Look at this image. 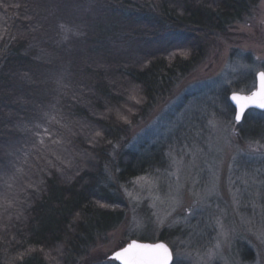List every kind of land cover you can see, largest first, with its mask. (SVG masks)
Masks as SVG:
<instances>
[{
  "label": "trees",
  "instance_id": "trees-1",
  "mask_svg": "<svg viewBox=\"0 0 264 264\" xmlns=\"http://www.w3.org/2000/svg\"><path fill=\"white\" fill-rule=\"evenodd\" d=\"M44 1L57 0H0V190L10 176L27 182L0 206V264L73 262L123 222L104 184L111 148L256 0H91L95 19L67 25L59 46L41 42L58 23L44 12L64 18L69 0L57 12ZM249 124L247 137L264 132V120ZM150 166L125 151L117 180Z\"/></svg>",
  "mask_w": 264,
  "mask_h": 264
},
{
  "label": "rangeland",
  "instance_id": "rangeland-1",
  "mask_svg": "<svg viewBox=\"0 0 264 264\" xmlns=\"http://www.w3.org/2000/svg\"><path fill=\"white\" fill-rule=\"evenodd\" d=\"M77 2L69 0L64 18L44 12L58 23L49 25L41 42L59 46L68 40L67 25L92 23L99 7L91 0ZM44 3L53 12L62 1ZM49 54L44 58L54 55ZM261 71L264 0H256L215 33L194 70L129 124L111 148L104 184L122 198L124 220L67 264H118L111 256L132 241L166 243L172 264H264V132L247 137L249 122L264 120V112L250 110L236 123L230 102L234 93H252ZM128 150L151 166L121 183L117 159ZM4 183L0 206L27 184L13 176Z\"/></svg>",
  "mask_w": 264,
  "mask_h": 264
},
{
  "label": "snow or ice",
  "instance_id": "snow-or-ice-1",
  "mask_svg": "<svg viewBox=\"0 0 264 264\" xmlns=\"http://www.w3.org/2000/svg\"><path fill=\"white\" fill-rule=\"evenodd\" d=\"M259 87L249 96L233 95L232 99L237 102L240 112L237 121L240 120L243 111L248 106H256L264 109V71L258 73ZM43 142V141H41ZM117 259H123L124 264H171L172 252L163 243L140 244L133 241L121 252L116 254Z\"/></svg>",
  "mask_w": 264,
  "mask_h": 264
},
{
  "label": "water",
  "instance_id": "water-1",
  "mask_svg": "<svg viewBox=\"0 0 264 264\" xmlns=\"http://www.w3.org/2000/svg\"><path fill=\"white\" fill-rule=\"evenodd\" d=\"M256 80H257V88L253 91V92H255L257 89H258V87H259V79H258V74H257V76H256ZM252 92V93H253ZM252 93H250V94H239V93H234L235 95H239V96H249V95H251ZM234 94H232L231 96H230V102H231V104L234 106V108H235V111H236V114H235V122L236 123H241L242 121H243V119H244V117H245V115H246V113L248 112V111H250V110H257V111H260V112H264V109H262V108H259V107H256V106H248V107H246L245 109H244V111H243V114L241 115V118H240V120L239 121H237V119H236V116H237V114L240 112V108H239V105L237 104V102L236 101H234L233 99H232V96L234 95ZM133 242V241H132ZM131 242V243H132ZM137 243H140V244H151V243H143V242H138V241H136ZM130 243V244H131ZM159 243H163V244H165V245H167L166 243H164V242H159ZM157 244V243H156ZM129 245V244H128ZM127 245V246H128ZM126 246V247H127ZM125 247V248H126ZM167 247L170 249V251L172 252V250H171V248L167 245ZM123 250V249H122ZM122 250H119V251H117L116 253H114L112 256H111V259L112 260H114L116 263H118V264H124V260L123 259H117V257H116V254L117 253H119V252H121ZM173 263V252H172V261H171V264Z\"/></svg>",
  "mask_w": 264,
  "mask_h": 264
}]
</instances>
